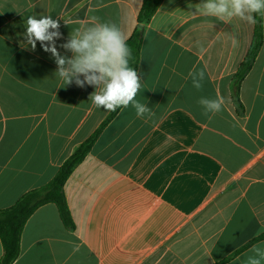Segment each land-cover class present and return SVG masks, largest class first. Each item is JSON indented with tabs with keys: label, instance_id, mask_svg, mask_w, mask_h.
Listing matches in <instances>:
<instances>
[{
	"label": "crops",
	"instance_id": "1",
	"mask_svg": "<svg viewBox=\"0 0 264 264\" xmlns=\"http://www.w3.org/2000/svg\"><path fill=\"white\" fill-rule=\"evenodd\" d=\"M203 0H162L145 25L136 100L104 126L64 184L73 227L45 203L28 218L11 264H244L264 244L263 44L240 85L233 77L255 23L196 12ZM142 0H0V209L49 182L110 111L93 86H65L37 42L22 47L28 16L51 15L62 38L94 22L129 37ZM93 18H96L95 20ZM66 23V24H65ZM233 38L237 41L233 45ZM204 71L200 90L190 71ZM226 103L204 114L201 97ZM3 244L0 238V259Z\"/></svg>",
	"mask_w": 264,
	"mask_h": 264
},
{
	"label": "clouds",
	"instance_id": "2",
	"mask_svg": "<svg viewBox=\"0 0 264 264\" xmlns=\"http://www.w3.org/2000/svg\"><path fill=\"white\" fill-rule=\"evenodd\" d=\"M195 8L201 15L225 23L238 18L254 24L257 14L264 16V0H203ZM24 24L22 47L30 46L35 50L39 42L43 51L54 59L57 65L54 75L65 86L73 83L81 88L93 86L95 90L89 100L97 108L115 112L131 105L139 118L152 115L147 104L136 100L143 87L141 76L130 66L132 50L127 44L128 36L115 23L94 22L72 31L68 40L59 46L71 56L58 51L56 41L62 38L58 19L51 15H30ZM236 43L233 38V45ZM204 75L203 70L189 72L195 89L202 88ZM198 103L207 115L220 112L226 100L217 95L215 99L201 97ZM244 264H264V244L253 245Z\"/></svg>",
	"mask_w": 264,
	"mask_h": 264
},
{
	"label": "trees",
	"instance_id": "3",
	"mask_svg": "<svg viewBox=\"0 0 264 264\" xmlns=\"http://www.w3.org/2000/svg\"><path fill=\"white\" fill-rule=\"evenodd\" d=\"M162 0H142L141 8L137 16V24L132 34L128 37L127 44L132 50L130 66L137 70L139 62L142 39L145 25L157 10ZM255 28L252 42L246 55L233 77V97L240 107H243L240 100V85L244 77L251 69L253 62L263 44V18L255 16ZM120 109L111 112L103 120L101 125L83 142L59 166L56 174L44 185L32 188L24 192L12 205L0 209V238L3 244V254L0 264H11L18 257L21 250V233L26 221L31 214L45 203H53L59 210L60 217L67 227H73V220L64 192V184L75 168L88 151L91 149L95 139L104 126L116 115ZM264 237V233L248 242L244 247ZM226 259L214 264H222Z\"/></svg>",
	"mask_w": 264,
	"mask_h": 264
}]
</instances>
